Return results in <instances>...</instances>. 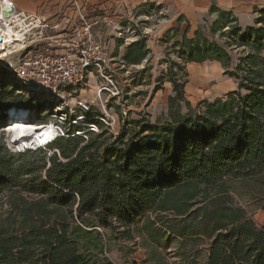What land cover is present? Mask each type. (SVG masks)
<instances>
[{
    "label": "trees",
    "instance_id": "16d2710c",
    "mask_svg": "<svg viewBox=\"0 0 264 264\" xmlns=\"http://www.w3.org/2000/svg\"><path fill=\"white\" fill-rule=\"evenodd\" d=\"M206 51L188 62H219L238 91L203 102L200 114L161 125L131 121L137 130L57 138L22 154L0 143V193L9 201L0 264H135V250L119 246L135 238L173 246L176 264H264V221L258 228L225 189L228 180L256 183L252 200L264 212V60L247 57L245 70H228L220 48L216 57L203 58ZM184 78L167 80L169 111L178 101L189 105ZM111 244L121 263L109 257Z\"/></svg>",
    "mask_w": 264,
    "mask_h": 264
},
{
    "label": "rangeland",
    "instance_id": "374dc122",
    "mask_svg": "<svg viewBox=\"0 0 264 264\" xmlns=\"http://www.w3.org/2000/svg\"><path fill=\"white\" fill-rule=\"evenodd\" d=\"M261 18H263V22L250 27L252 28L251 31L247 30L248 27H239L237 24L226 26L218 20L205 19L198 28V33L189 37L191 36L190 31L183 22H180L177 28H170L164 15L155 12L151 8L132 12L111 24L109 28L100 31L102 35L99 37L110 58L108 71L118 86L120 96L113 98L105 93H98V89L102 84L95 77H92L97 85L95 86L97 91L92 95V98L90 100L82 98L84 94H88L89 87L87 85V87L81 88L77 94L67 98L66 104L74 106V100L77 97L91 104L92 115L106 112L113 116V135H117L121 129L127 132L137 130V128L128 124L131 121H139L148 125H161L173 121L179 122L188 116L200 114L204 111L205 103L203 102L213 103L218 100H225L229 93L206 95V90L210 89L215 83L208 81L205 86L206 90L200 92L203 100L196 103L188 102L189 105L178 101L170 111L168 106L167 108H150L149 96L156 86L161 85L163 80L175 76L180 82H183L186 63L189 60L198 59L199 53L196 51L202 50L204 52L205 46L207 51L202 57H216L217 54L214 50L216 47L220 48L221 52L224 53H221L222 60H226L225 56L230 59L227 62L228 70H232L236 66H240L241 69L245 70L249 63L246 60L247 57H251L254 64L258 63L260 59L264 60V15ZM255 31H258V33H254ZM132 44L145 46L147 49L142 50L146 53H151L152 49L159 47L160 59H154L152 57H156V55L150 54L148 55V62L143 63L141 67L130 68L126 64L128 59L125 54L121 57V61L123 60L124 63L119 62L117 57L120 52H124L127 46ZM140 54L139 59L140 56H147L142 52ZM136 55L131 52V60ZM16 59V56L0 58V143L12 153H15L13 151L17 149L21 150L24 147L35 145L24 144L13 147L9 144L10 133L4 130L11 125L12 119L22 116V119L28 123L40 126L54 121H61L62 117L60 101L44 97L39 93L31 94L30 91L13 85L11 75L2 65L7 63L13 65ZM223 72L222 68L221 77L226 82V86L230 88L232 86L231 81L227 76L225 77ZM232 81H235L237 88V81L234 79ZM236 88L235 90H237ZM239 92L242 95L244 94L243 91ZM81 94L82 97H80ZM101 104L105 106V110L101 108ZM20 111L24 114H19ZM169 112L170 116H168ZM79 129L84 130V128ZM225 189L228 190L232 205L243 209L254 224L258 228L261 227L264 221V212L256 210L252 200L254 194L258 192L256 183L250 180H228L225 183ZM214 190L216 189H212L211 192ZM8 209L7 193L1 192L0 221L5 218ZM141 221L136 225L137 228L140 227ZM134 242L135 244L122 242L119 246L124 250L131 247L135 250L131 255L135 264H176L177 259L172 253L173 246L164 250V245L152 244L145 239L135 238ZM117 248L118 245L111 244L112 250L109 257L113 261L121 263V253L117 251Z\"/></svg>",
    "mask_w": 264,
    "mask_h": 264
},
{
    "label": "built area",
    "instance_id": "2783aa9c",
    "mask_svg": "<svg viewBox=\"0 0 264 264\" xmlns=\"http://www.w3.org/2000/svg\"><path fill=\"white\" fill-rule=\"evenodd\" d=\"M72 3L79 12L77 23L65 21L50 26L42 16L17 11L12 1L0 0V46L13 43L7 57L17 58L13 65L7 63L2 67L11 75L13 85L31 94L39 93L60 101L62 105L61 121L49 123L55 136L32 147L17 149L13 151L15 153L44 148L57 138L80 137L87 140L89 134L103 131L112 134L113 116L106 112L92 115L91 104L77 97L74 106L66 104L67 98L87 87L90 77H95L102 84L98 93L113 98L120 96L118 86L108 71L110 58L103 42L93 32L94 23L80 14L81 8L76 0ZM46 40L48 42L44 43ZM42 45H45L44 49ZM100 106L105 110L103 104Z\"/></svg>",
    "mask_w": 264,
    "mask_h": 264
},
{
    "label": "crops",
    "instance_id": "0c3cea01",
    "mask_svg": "<svg viewBox=\"0 0 264 264\" xmlns=\"http://www.w3.org/2000/svg\"><path fill=\"white\" fill-rule=\"evenodd\" d=\"M14 5V9L30 14L42 16L48 25L52 26L57 22L63 24L65 21L75 23L78 13L74 8L72 0H10ZM77 5L81 8L80 14L84 15L86 20L94 23L93 32L100 37L103 29H107L122 17L128 16L132 12L141 11L142 9L151 8L155 12L164 15L165 20L169 22L170 28H177L180 22L190 31L192 37L200 28L205 19L220 20L221 17L233 21L239 27H252L258 24V21L264 15V0H76ZM77 23V22H76ZM48 40L44 41V43ZM141 45V44H140ZM42 49L45 45L41 46ZM145 46L135 44L128 45L124 52H120L117 59L121 61L122 55L126 54L130 68L141 67L148 62V55H156L154 59H160L159 47L152 49V52H144ZM140 50V51H139ZM139 51L147 56H140L138 61H132L131 52ZM138 54V55H139ZM141 55V54H140ZM124 63V62H123ZM141 69V68H140ZM222 66L217 61L206 60L203 62H188L185 65V86L184 96L187 102H199L203 100L201 93L206 88L208 81L215 82L210 89H205L206 95H214L217 93H230L235 91L236 84L232 78L231 87L226 86V82L220 74ZM226 77V75H225ZM154 85L156 83H153ZM95 80L90 78L88 84V94H81L80 97L91 99L96 93ZM201 92V93H200ZM90 95V96H89ZM173 96L172 84L163 80L160 89L156 92L152 90L149 96V106L152 109L156 107L167 108V100ZM219 97V96H218ZM157 120V119H156ZM158 121V120H157Z\"/></svg>",
    "mask_w": 264,
    "mask_h": 264
},
{
    "label": "bare ground",
    "instance_id": "6f19581e",
    "mask_svg": "<svg viewBox=\"0 0 264 264\" xmlns=\"http://www.w3.org/2000/svg\"><path fill=\"white\" fill-rule=\"evenodd\" d=\"M12 45L13 43H10V45L2 44L0 46V57L9 56L11 53L10 47ZM19 114L23 115L24 113L20 111ZM12 121L11 125H9L7 129L5 128L6 130L4 131L10 133L9 144L13 147L24 144H38L48 141L55 136L52 126L49 124L39 126L30 122L28 123L26 120L22 119V116H18L14 120L12 119Z\"/></svg>",
    "mask_w": 264,
    "mask_h": 264
}]
</instances>
